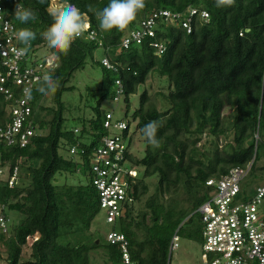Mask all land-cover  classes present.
Instances as JSON below:
<instances>
[{
    "label": "trees",
    "instance_id": "1",
    "mask_svg": "<svg viewBox=\"0 0 264 264\" xmlns=\"http://www.w3.org/2000/svg\"><path fill=\"white\" fill-rule=\"evenodd\" d=\"M9 2H5V12L15 30L26 27L36 33L28 51L37 53L40 48L48 47L42 33L52 23L50 13L61 7L64 0H45L44 4L38 0H18L36 14V19L27 24L15 19V6ZM68 2L86 13L89 30L96 33L97 39L87 41L82 35L74 40L67 53L48 47L49 56L57 64L49 73L58 84L56 92L52 93L57 109L38 106L37 112L52 114L49 122L39 119L35 114L36 105L45 95L37 91L41 83L37 84L32 89L31 115L27 118L34 135L23 148L0 144V169L4 175L0 180V206H4L3 212L8 217L10 212L23 215L16 227L10 222L8 233H0V257L3 250L8 264H90L89 252L103 249L107 252L108 264L119 263L116 246L103 245L90 233L91 222L100 212L91 183L90 164L94 153L102 146V139L112 132L104 128L106 115H111L110 121L122 122L101 109L103 102H114L116 82L120 83L122 91L117 102L124 104L127 115L129 97L137 94L138 88L154 72L158 78L167 79L168 89L166 92L161 89L152 96L143 90L131 121L125 123L122 137L127 145L126 165L142 169V177L136 175L130 179L134 182V204L124 208L119 225L113 230L127 238L135 264H168L175 233L178 237L202 242L197 210L209 198L206 182L218 180L230 169L244 168L248 164L250 173L257 162L258 151H264V0H234L232 6L221 8L215 7L214 0H145V8L135 21L124 31L113 29L110 32L99 31L95 15L87 10L89 4L101 10L109 0ZM53 4L57 7L55 10ZM191 8L206 12L208 21H193L191 32L186 33L180 25L159 18L155 20L153 37H145L141 44L133 43L127 49L121 48V42L140 28L141 21L153 12L184 13ZM152 42L163 43L165 51L157 55ZM97 49L102 50L104 57L94 64L102 69L103 76L97 90L87 89V96L92 99L100 92L96 105L90 107L93 115L82 119L79 129L67 130L63 126L61 97L74 90L73 86H66L68 81L74 72L84 68L88 58L93 61ZM103 59L111 69L102 65ZM155 100L161 104L159 108ZM7 104L9 101L0 93V128L9 121ZM227 113L232 114L225 119ZM154 120L161 122L157 131V139L161 141L158 148L149 145L140 132ZM47 127L46 135L38 133ZM135 134H139L145 144L141 158L131 153ZM203 135L211 138L209 158L196 147ZM230 135L232 144L219 148L218 139H228ZM250 140H254L251 146L248 145ZM73 148L76 153L72 156ZM65 152L72 157L65 158ZM14 169L18 170V185L9 188L7 181ZM80 170L87 176L88 184H52L57 174L74 175ZM260 170L264 172V168ZM154 175L158 177L157 188L147 196L145 179ZM181 185L185 201L187 197L191 200L189 209L167 208L164 197L177 194ZM144 197H147L145 211L135 212L134 205ZM60 240L64 243H59ZM28 241H31L30 252L23 259L21 255Z\"/></svg>",
    "mask_w": 264,
    "mask_h": 264
},
{
    "label": "built area",
    "instance_id": "2",
    "mask_svg": "<svg viewBox=\"0 0 264 264\" xmlns=\"http://www.w3.org/2000/svg\"><path fill=\"white\" fill-rule=\"evenodd\" d=\"M6 1L0 0V64L3 69L0 72V93L9 101L6 107L9 121L0 128V144L23 148L29 143L34 131L31 122H27L31 115L30 101L21 103L22 90L25 87L35 88L42 82L43 75L54 70L57 64L53 57L39 58L37 53L29 51L23 56L18 55L17 50L26 46L20 45L14 37L15 26L5 12ZM9 1L12 6L18 3V0ZM159 18L169 24L180 25L186 33H190L193 21H208V14L192 8L184 13L155 11L141 21L140 28L130 32L121 42V48L127 49L133 43L141 44L145 37H153L155 20ZM83 35L87 41L97 39L96 33L89 28ZM151 46L157 55L165 51L161 42H152ZM102 65L111 69L106 59L102 60ZM113 93V101L117 102L122 93L118 81ZM110 120L111 115L107 114L105 129L126 130L124 122ZM129 136L130 131L126 138ZM101 142L102 146L92 157L90 174L99 210L104 214L105 224L111 227L105 241L118 249V264H135L130 257L127 238L118 230H113L118 227L124 208L134 204V182H130V179L136 177L135 168L126 165L124 153L127 145L122 134L110 132ZM75 153L74 148L70 150V155ZM249 170L250 164L244 168H232L226 176L206 182V187L210 189L209 198L197 210L202 225L201 264H264V220L258 212V205L264 198V184L256 187L251 195L243 192L241 183ZM3 176L0 169V180ZM17 176L18 170L14 169L7 181L9 188L17 187ZM3 210L4 206H0V233L5 234L10 229L11 221ZM177 243L178 236L175 233L170 243L171 251L178 247Z\"/></svg>",
    "mask_w": 264,
    "mask_h": 264
},
{
    "label": "rangeland",
    "instance_id": "3",
    "mask_svg": "<svg viewBox=\"0 0 264 264\" xmlns=\"http://www.w3.org/2000/svg\"><path fill=\"white\" fill-rule=\"evenodd\" d=\"M53 10L57 7L56 5H52ZM37 57L43 58L49 56L48 47H42L37 51ZM104 57L101 49H97L93 53V61L89 58L85 62V66L82 70H78L74 72L68 81L66 86H73L74 90L72 92H65L61 97V102L63 104V118L64 121V128L70 130L72 128H80V124L82 119L91 118L93 113L90 107H94L96 105L95 100L99 97L100 92L97 91L96 96L92 99L90 96H87V89L97 90L100 87V81L102 79V69L95 65V61H100ZM163 89V92H166L168 89V81L166 78H158L156 73L152 72L150 76L147 78L145 84L138 88L137 94L132 95L129 97L130 108L126 114H124V104L122 102H108L105 101L101 104V109L105 112H111L114 116L115 120H121L124 123L131 121V114L132 112L138 107V100L139 95L143 90L147 92L148 95L152 96L156 92ZM156 106L159 108L161 104H159L158 100H155ZM43 106L46 109H53L56 110L57 106L52 101V93L47 96H44L36 105V109L38 106ZM39 119L45 122H49L52 118L51 113H47V111L37 112ZM232 113L228 115L225 114V119L228 116H231ZM228 115V116H227ZM130 130H133V124H131ZM48 132V127L41 132H38L42 135H46ZM112 133L121 135V131L112 130ZM219 148L224 146L227 143L232 144L231 135L228 139H224L220 137L217 141ZM198 151L200 153H205L206 157H211V154L208 152L210 148H212L211 138L207 137V135H203L201 137L200 142L196 145ZM144 148L145 144L143 139L139 136V134H135L132 136V145H131V153L133 156L137 158H141L144 155ZM65 158H71L68 152L63 153ZM257 162L254 168L248 173V175L244 178L243 182L241 183V188L246 189L248 195H251L254 192V189L258 186L264 184V172L260 169L264 168V151H258L257 155ZM136 175L140 178L142 177V169L137 168L134 171ZM157 175L151 176L145 179V182L148 186V195H151L155 192L157 188ZM52 184L61 185L67 184L69 186L75 185H86L88 184V178L80 170L79 173L74 175L69 174H57L52 181ZM181 189H178L177 194H172L171 196H165L164 202L167 208L179 210V209H189L191 204V200L187 199L185 201V192L184 187L181 185ZM147 197L141 199L140 202L135 204V212H143L144 209V202L146 201ZM258 212L259 216L264 220V198L261 200L260 204L258 205ZM9 217L12 222V226L16 227L22 220L23 215L10 212ZM183 223V222H182ZM181 223V225H182ZM180 225V226H181ZM179 226V227H180ZM111 230V227L104 222V214L103 212H99V214L94 218L90 225V233L93 237L101 242V244L105 245L106 235ZM141 233V232H140ZM141 235V234H140ZM142 236V235H141ZM178 247L174 250H170L168 254V264H201L202 262V251H201V244L200 242H196L194 240H190L186 237L179 236L178 237ZM31 241H28L27 247L23 249L21 257L26 259L29 255L28 245ZM59 243H64V241L60 240ZM89 256V263L90 264H108L107 262V252L103 249L97 251H91L88 254ZM0 264H8L6 260V255L4 251L1 252L0 257Z\"/></svg>",
    "mask_w": 264,
    "mask_h": 264
},
{
    "label": "clouds",
    "instance_id": "4",
    "mask_svg": "<svg viewBox=\"0 0 264 264\" xmlns=\"http://www.w3.org/2000/svg\"><path fill=\"white\" fill-rule=\"evenodd\" d=\"M40 4H44L45 0H38ZM234 0H214L217 8L232 6ZM145 8V0H109L107 6L101 10H97L92 4L87 5L88 12H92L97 20V28L101 32H110L113 29L124 31L135 19L137 14ZM52 23L50 27L42 33L43 39L47 42L50 49L59 50L67 53L75 39L81 37L89 28V24L85 20L86 13L74 4L64 0V3L56 11L50 13ZM13 16L21 24H27L29 21L36 19L33 9L26 8L19 2L16 3L13 10ZM15 39L26 47L17 50L18 55L23 56L31 46V41L36 39V33L30 28H19L14 31ZM58 84L54 77L45 73L42 82L37 91L42 95L55 93ZM23 99L21 103H27L33 99V92L30 87L22 90ZM161 127L159 120L150 121L140 132L149 145L154 148L160 146L161 141L157 139V131Z\"/></svg>",
    "mask_w": 264,
    "mask_h": 264
},
{
    "label": "water",
    "instance_id": "5",
    "mask_svg": "<svg viewBox=\"0 0 264 264\" xmlns=\"http://www.w3.org/2000/svg\"><path fill=\"white\" fill-rule=\"evenodd\" d=\"M253 143H254V140H250V141L248 142V145L251 146ZM96 244H97V242H96Z\"/></svg>",
    "mask_w": 264,
    "mask_h": 264
}]
</instances>
